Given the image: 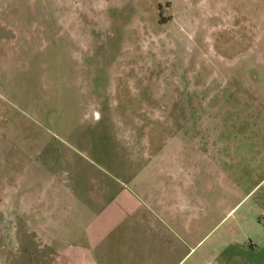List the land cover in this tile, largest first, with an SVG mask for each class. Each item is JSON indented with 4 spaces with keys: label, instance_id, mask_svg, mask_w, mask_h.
<instances>
[{
    "label": "rangeland",
    "instance_id": "obj_1",
    "mask_svg": "<svg viewBox=\"0 0 264 264\" xmlns=\"http://www.w3.org/2000/svg\"><path fill=\"white\" fill-rule=\"evenodd\" d=\"M149 138L200 160L180 182L195 216L187 231L179 211L177 264H264V243L225 245L247 208L264 222V0H0V187L23 164L56 169L61 143L87 159L65 160L82 189L47 230L4 203L0 264H176L140 258L152 213L128 174Z\"/></svg>",
    "mask_w": 264,
    "mask_h": 264
},
{
    "label": "crops",
    "instance_id": "obj_2",
    "mask_svg": "<svg viewBox=\"0 0 264 264\" xmlns=\"http://www.w3.org/2000/svg\"><path fill=\"white\" fill-rule=\"evenodd\" d=\"M158 112H160V116L164 113L161 110ZM99 116L101 114L96 108L89 109L85 113V117L88 119L93 117L99 118ZM154 137L157 138L158 134H154ZM158 142V139H148L142 154H140V160H137L139 163L137 171L134 168H130L128 174L129 181L135 189L137 187V190L140 192L139 196L152 213L151 215H146V217H139L140 220L144 219L147 224L154 228V238L147 243V247L143 248L140 258L144 261H157L161 257H164L168 262H175L177 264L186 257L185 254L180 257L177 244L172 241L173 235H178L179 211L181 210V214L187 217L188 221L185 224L187 231L189 228L188 222L190 221L191 223L195 216L193 208L188 205V199L180 206L179 195L183 194V191L180 189V182H183L184 178H187L191 182L189 177L193 173L195 162H199L200 160H177V154L171 150L165 155L161 148H159ZM52 147L51 144L48 145L47 150ZM0 160L4 159L1 158ZM49 160L52 159L46 157L45 160L39 162L37 170L33 173L24 175L26 171L24 164L20 171L14 172L13 178L10 179L12 183L6 184V187L4 185L0 187V211H2L4 203H6L12 213L20 214V216L18 215L21 218L20 220L18 217L19 222H23L24 225L37 222V228L47 230L52 221L51 213L58 210L62 211L66 196L70 194L76 197V192H78L79 188L82 189L78 174L71 173L64 167L65 160L87 159L75 147L71 145L69 147L67 144L61 143V147L59 148L60 165L54 169ZM38 172H42L40 176L37 175ZM6 191L8 192L5 193ZM243 198L240 199V202ZM89 201H91V204L87 203L88 200H84L86 204L85 208L92 213L94 212L92 210L94 208L93 203H95L92 194ZM240 202L229 209L223 218H226L229 214L232 216L240 208L238 207ZM252 209L247 208L243 216L241 215L232 225L225 229L227 235L226 246L235 243L243 244V249L248 247L255 249L264 243V235H261L264 234V222L254 220L256 212L253 216ZM23 213H27V216L33 214V220L29 218L23 219L21 216ZM235 236H240V239L236 240ZM38 238L40 237H34L33 239ZM13 240L17 242L19 238L16 236ZM28 241L24 242L27 245L33 244V246L37 243H30ZM184 242L189 248L187 251L189 253L200 241L193 246L189 244L188 240H184ZM42 243L44 244V242ZM43 252V255L52 256L50 251L48 253ZM31 254L34 255L33 248ZM37 254L40 255L39 252ZM233 259V256L228 257L230 264H232Z\"/></svg>",
    "mask_w": 264,
    "mask_h": 264
}]
</instances>
